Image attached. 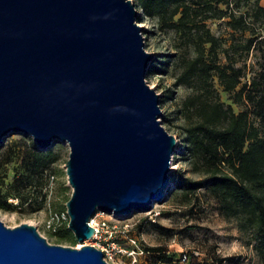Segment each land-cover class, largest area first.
<instances>
[{
  "label": "water",
  "instance_id": "obj_1",
  "mask_svg": "<svg viewBox=\"0 0 264 264\" xmlns=\"http://www.w3.org/2000/svg\"><path fill=\"white\" fill-rule=\"evenodd\" d=\"M134 0H0V144L10 133L37 147H70L69 230L91 241L98 212L122 219L172 194L180 140L162 125L147 83ZM0 264H108L93 247L52 245L33 225L0 219Z\"/></svg>",
  "mask_w": 264,
  "mask_h": 264
},
{
  "label": "trees",
  "instance_id": "obj_2",
  "mask_svg": "<svg viewBox=\"0 0 264 264\" xmlns=\"http://www.w3.org/2000/svg\"><path fill=\"white\" fill-rule=\"evenodd\" d=\"M134 1L143 16L171 36L176 53L169 57L176 58L179 71L174 85L191 92L178 112L182 123L176 128L180 144L175 155L199 179L170 174L171 184L189 206L204 190L264 264V4L262 0ZM211 21H224L229 37L216 36ZM251 57L253 63L248 62ZM158 62L162 59L155 57L149 75L162 72ZM223 93L231 104L223 101ZM29 146L25 176L15 179L18 192L36 184L58 160L53 145L43 149L33 141ZM14 196L24 198L20 193ZM12 208L7 197L0 199V209ZM57 234L71 238L66 230ZM146 252L158 264L172 263L161 247Z\"/></svg>",
  "mask_w": 264,
  "mask_h": 264
},
{
  "label": "rangeland",
  "instance_id": "obj_3",
  "mask_svg": "<svg viewBox=\"0 0 264 264\" xmlns=\"http://www.w3.org/2000/svg\"><path fill=\"white\" fill-rule=\"evenodd\" d=\"M261 3L264 4V0ZM137 10L141 12L140 8ZM138 24H143L146 51L154 53L156 59H162V62H158L162 72L148 75L147 83L161 95L162 125L171 135L178 137L176 128L182 123L178 112L182 101L191 92L174 85L179 71L173 62L176 58L169 57L176 53L171 36L160 31L154 20L143 15L138 19ZM209 26L216 36L224 39L229 37L230 31L224 21H211ZM253 61L251 57L248 62ZM222 99L231 104L224 93ZM33 141L31 136L10 133L0 144V199L7 197L13 207L9 211L0 209V219L6 226L15 228L22 224L33 225L52 245L73 248L87 245L99 250L109 247L113 252L119 248L127 251L118 254L114 264H158L155 256L146 252V249L154 247H161L167 252L168 257L172 258L170 264H263L242 239L236 224L219 214L214 201L204 196V190L197 193L199 200L195 201L194 206H189L184 203L182 193L173 188L166 203L154 204L161 211L154 224L151 223V211H135L132 217L126 219L98 211L90 221V225L93 223L95 227L92 226L98 229L96 238L83 244L77 243L73 232L69 230L70 218L66 206L73 193L66 172L71 152L67 144L61 141L52 144L58 160L48 166L43 178L36 184H27L21 188V192L14 189L15 179L25 176L32 151L29 143ZM172 167V175L182 173L194 180L199 179V176L190 172L188 164L179 155H174ZM15 193H20L23 200L16 199ZM60 230L69 231L71 238L59 236L57 233ZM133 240L145 250L144 255L137 256L136 262L129 255L135 249ZM184 255L188 258L186 262L183 261Z\"/></svg>",
  "mask_w": 264,
  "mask_h": 264
},
{
  "label": "built area",
  "instance_id": "obj_4",
  "mask_svg": "<svg viewBox=\"0 0 264 264\" xmlns=\"http://www.w3.org/2000/svg\"><path fill=\"white\" fill-rule=\"evenodd\" d=\"M155 204V203H154ZM150 218L152 219L153 222L156 221V218H158L160 215H161V211L160 210H157V208H155V205L153 206V209L151 210L150 212ZM97 229L95 231V234L92 238V240H94L97 236ZM133 244L135 245V249L131 252H129V255L130 256H133V262H136L137 261V256L139 255H144L145 254V250H143L142 248H140V246L138 245V243L133 240L132 241ZM113 249H115V247H113ZM101 251L104 253V259L106 260V262L108 264H114L115 262V259H116V256L118 254H122V253H127V251H124L123 249L119 248L117 251L113 252L112 250H110L109 247H102L101 248ZM183 260L186 261L187 260V257L186 255H184L183 257Z\"/></svg>",
  "mask_w": 264,
  "mask_h": 264
},
{
  "label": "bare ground",
  "instance_id": "obj_5",
  "mask_svg": "<svg viewBox=\"0 0 264 264\" xmlns=\"http://www.w3.org/2000/svg\"><path fill=\"white\" fill-rule=\"evenodd\" d=\"M141 25L143 26V24H141ZM92 225H93V223H91V226H92ZM93 226H94V225H93ZM93 226H92V227H93ZM94 227H95V226H94ZM97 231H98V229H97Z\"/></svg>",
  "mask_w": 264,
  "mask_h": 264
}]
</instances>
